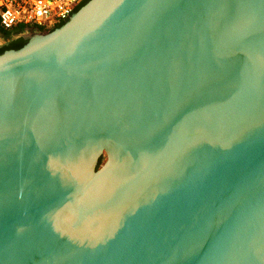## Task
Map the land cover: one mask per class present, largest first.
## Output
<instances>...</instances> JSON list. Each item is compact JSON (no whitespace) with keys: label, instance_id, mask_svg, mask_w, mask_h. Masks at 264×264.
<instances>
[{"label":"water","instance_id":"obj_1","mask_svg":"<svg viewBox=\"0 0 264 264\" xmlns=\"http://www.w3.org/2000/svg\"><path fill=\"white\" fill-rule=\"evenodd\" d=\"M71 13L0 53V264H264V0Z\"/></svg>","mask_w":264,"mask_h":264},{"label":"built area","instance_id":"obj_2","mask_svg":"<svg viewBox=\"0 0 264 264\" xmlns=\"http://www.w3.org/2000/svg\"><path fill=\"white\" fill-rule=\"evenodd\" d=\"M86 0H0V25L51 30L64 23Z\"/></svg>","mask_w":264,"mask_h":264},{"label":"rangeland","instance_id":"obj_3","mask_svg":"<svg viewBox=\"0 0 264 264\" xmlns=\"http://www.w3.org/2000/svg\"><path fill=\"white\" fill-rule=\"evenodd\" d=\"M43 31H48V30H43ZM32 33L33 32H31L30 34ZM21 35H22L21 32H17L16 29L10 31L3 30V32L0 33V46L9 44L10 42L14 41L16 37L18 39V37Z\"/></svg>","mask_w":264,"mask_h":264},{"label":"trees","instance_id":"obj_4","mask_svg":"<svg viewBox=\"0 0 264 264\" xmlns=\"http://www.w3.org/2000/svg\"><path fill=\"white\" fill-rule=\"evenodd\" d=\"M87 1H88V0H86L85 3H86ZM85 3H83V5H84ZM39 30L42 31L43 29H42V28H39ZM25 42H26V39L21 38V39H19V40H17V41H12V42H10V43L7 44V45L0 46V53L3 52V51L6 50V49H9V48H19V47L22 46ZM103 160H104V157L101 158L99 165H102Z\"/></svg>","mask_w":264,"mask_h":264},{"label":"crops","instance_id":"obj_5","mask_svg":"<svg viewBox=\"0 0 264 264\" xmlns=\"http://www.w3.org/2000/svg\"><path fill=\"white\" fill-rule=\"evenodd\" d=\"M1 25H0V33L3 32V30L5 29H1ZM7 31V30H6ZM17 32H21L22 35H29L31 32H35V31H40L38 28H33V27H20L16 29Z\"/></svg>","mask_w":264,"mask_h":264},{"label":"flooded vegetation","instance_id":"obj_6","mask_svg":"<svg viewBox=\"0 0 264 264\" xmlns=\"http://www.w3.org/2000/svg\"><path fill=\"white\" fill-rule=\"evenodd\" d=\"M21 38L27 40V36H26V35H21V36L18 37V39H17V37H16V39H15L14 41H17V40H19V39H21Z\"/></svg>","mask_w":264,"mask_h":264}]
</instances>
